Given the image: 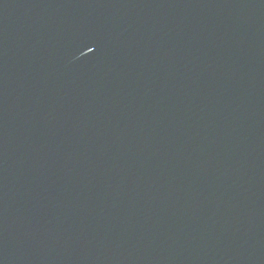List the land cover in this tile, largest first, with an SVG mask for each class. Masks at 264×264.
Listing matches in <instances>:
<instances>
[{
  "label": "water",
  "instance_id": "obj_1",
  "mask_svg": "<svg viewBox=\"0 0 264 264\" xmlns=\"http://www.w3.org/2000/svg\"><path fill=\"white\" fill-rule=\"evenodd\" d=\"M0 264H264V0H0Z\"/></svg>",
  "mask_w": 264,
  "mask_h": 264
}]
</instances>
